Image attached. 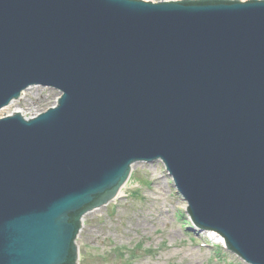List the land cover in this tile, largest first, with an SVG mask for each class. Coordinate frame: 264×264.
<instances>
[{
	"label": "water",
	"instance_id": "95a60500",
	"mask_svg": "<svg viewBox=\"0 0 264 264\" xmlns=\"http://www.w3.org/2000/svg\"><path fill=\"white\" fill-rule=\"evenodd\" d=\"M35 85L61 95L0 117V264H81L85 214L156 160L264 264V0H0V110Z\"/></svg>",
	"mask_w": 264,
	"mask_h": 264
},
{
	"label": "rangeland",
	"instance_id": "374dc122",
	"mask_svg": "<svg viewBox=\"0 0 264 264\" xmlns=\"http://www.w3.org/2000/svg\"><path fill=\"white\" fill-rule=\"evenodd\" d=\"M59 94L53 87L31 86L0 117L16 110L34 116ZM132 177L117 198L85 215L78 238L81 264H250L221 237L193 224L164 162L135 163Z\"/></svg>",
	"mask_w": 264,
	"mask_h": 264
}]
</instances>
